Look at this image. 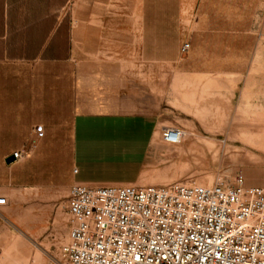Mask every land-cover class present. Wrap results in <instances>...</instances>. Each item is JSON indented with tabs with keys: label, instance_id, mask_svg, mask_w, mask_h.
<instances>
[{
	"label": "rangeland",
	"instance_id": "1",
	"mask_svg": "<svg viewBox=\"0 0 264 264\" xmlns=\"http://www.w3.org/2000/svg\"><path fill=\"white\" fill-rule=\"evenodd\" d=\"M149 12L165 19V90L150 95L160 126L136 184L239 174L264 188V0H149ZM163 127L181 128V142L163 144ZM36 134L28 159L3 167L16 150H0V264H45L67 238L71 150L40 148Z\"/></svg>",
	"mask_w": 264,
	"mask_h": 264
},
{
	"label": "crops",
	"instance_id": "2",
	"mask_svg": "<svg viewBox=\"0 0 264 264\" xmlns=\"http://www.w3.org/2000/svg\"><path fill=\"white\" fill-rule=\"evenodd\" d=\"M164 40L149 0H0V150L41 131L40 148L71 150V183L136 184L159 132Z\"/></svg>",
	"mask_w": 264,
	"mask_h": 264
},
{
	"label": "built area",
	"instance_id": "3",
	"mask_svg": "<svg viewBox=\"0 0 264 264\" xmlns=\"http://www.w3.org/2000/svg\"><path fill=\"white\" fill-rule=\"evenodd\" d=\"M184 135L160 130L168 146ZM35 148L13 152L12 164ZM66 212V241L45 264H264V188L239 174L212 186L73 183Z\"/></svg>",
	"mask_w": 264,
	"mask_h": 264
},
{
	"label": "water",
	"instance_id": "4",
	"mask_svg": "<svg viewBox=\"0 0 264 264\" xmlns=\"http://www.w3.org/2000/svg\"><path fill=\"white\" fill-rule=\"evenodd\" d=\"M6 165H10L13 163V157L10 155L4 159Z\"/></svg>",
	"mask_w": 264,
	"mask_h": 264
}]
</instances>
